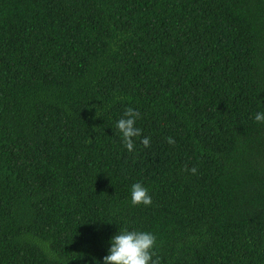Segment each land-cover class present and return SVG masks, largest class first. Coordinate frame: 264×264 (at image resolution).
<instances>
[{"label": "trees", "instance_id": "1", "mask_svg": "<svg viewBox=\"0 0 264 264\" xmlns=\"http://www.w3.org/2000/svg\"><path fill=\"white\" fill-rule=\"evenodd\" d=\"M259 111L264 0H0V264H91L124 228L159 264H264Z\"/></svg>", "mask_w": 264, "mask_h": 264}, {"label": "clouds", "instance_id": "2", "mask_svg": "<svg viewBox=\"0 0 264 264\" xmlns=\"http://www.w3.org/2000/svg\"><path fill=\"white\" fill-rule=\"evenodd\" d=\"M139 117L140 113L137 110L128 108L115 123L124 146L129 152L136 147L135 138L142 136V131L137 126ZM254 119L258 123H264V111L257 112ZM149 142V137L142 139L146 147ZM169 143H172L171 139ZM152 202L150 190L143 183L136 182L131 185L130 203L132 205L150 206ZM107 243V254L102 260L92 257L91 264H159L156 255L157 236L151 231L124 228L111 235ZM52 258L56 259L55 256ZM70 261L61 258L60 264H70Z\"/></svg>", "mask_w": 264, "mask_h": 264}]
</instances>
